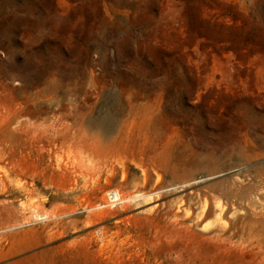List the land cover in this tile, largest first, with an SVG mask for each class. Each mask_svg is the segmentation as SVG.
Listing matches in <instances>:
<instances>
[{
    "label": "rangeland",
    "instance_id": "374dc122",
    "mask_svg": "<svg viewBox=\"0 0 264 264\" xmlns=\"http://www.w3.org/2000/svg\"><path fill=\"white\" fill-rule=\"evenodd\" d=\"M0 147V264H264V0H0Z\"/></svg>",
    "mask_w": 264,
    "mask_h": 264
},
{
    "label": "bare ground",
    "instance_id": "6f19581e",
    "mask_svg": "<svg viewBox=\"0 0 264 264\" xmlns=\"http://www.w3.org/2000/svg\"><path fill=\"white\" fill-rule=\"evenodd\" d=\"M59 123V122H58ZM71 124V123H70ZM43 125V124H42ZM59 126H60V124H59ZM53 127V126H52ZM47 130V129H46ZM50 131V130H49ZM75 135V134H74ZM3 137V136H2ZM60 138V137H59ZM51 139V138H50ZM82 139V138H81ZM62 140V139H61ZM72 141V140H71ZM67 142V139H65V141L63 142V144H65ZM51 143V142H50ZM59 143V142H58ZM73 143V142H72ZM104 143V142H103ZM52 144V143H51ZM54 145V144H53ZM53 145H52V147H53ZM69 145V144H68ZM59 146V145H58ZM84 148H86V150L87 151H89L91 154L93 153V154H99V153H101V152H103V151H106L107 152V149L106 148H100V147H98V146H95V145H93V144H88V143H85V144H83L82 145ZM9 147V146H8ZM7 147V148H8ZM11 147V146H10ZM63 147V146H62ZM69 147V146H68ZM72 147V146H71ZM1 148V147H0ZM47 148V147H46ZM79 148V147H78ZM2 149V148H1ZM49 149V148H48ZM47 150V149H46ZM62 150V149H61ZM79 150V149H78ZM8 151V150H7ZM52 151V150H51ZM72 151V149H69V152H71ZM11 153H13L12 151H10ZM43 152V151H42ZM68 152V151H67ZM73 152V151H72ZM78 151H76V153H77ZM62 153V152H61ZM79 153V152H78ZM5 154V153H4ZM14 154H15V152H14ZM71 154L72 153H70V155L69 156H71ZM86 154H87V152H86ZM12 155V154H11ZM58 155V154H57ZM75 155V154H74ZM1 156V155H0ZM8 156V155H7ZM15 155H13V156H11L12 158L14 157ZM61 156V155H60ZM76 156H77V154H76ZM86 156H88V155H86ZM106 156H107V154H104V155H102V157L101 158H106ZM16 157V156H15ZM60 158V157H59ZM88 158V157H87ZM99 158V157H98ZM80 159V158H79ZM2 160V159H1ZM62 162H63V159H62ZM61 162V163H62ZM71 162V161H70ZM76 162V161H75ZM80 162V161H79ZM91 162V161H90ZM10 163V162H9ZM9 163H8V165H9ZM13 163V162H12ZM63 164H65V163H63ZM63 164H61L62 165V167L64 166ZM74 164V163H73ZM83 164V163H82ZM81 164V165H82ZM80 165V164H79ZM80 165V166H81ZM10 166V165H9ZM67 166V165H66ZM91 166V165H90ZM6 167H7V165H6ZM15 167H16V165H15ZM68 167V166H67ZM16 169H17V167H16ZM10 170V169H9ZM66 170V169H65ZM11 171V170H10ZM16 171V170H15ZM14 171V172H15ZM18 174H20V173H18ZM5 175V174H4ZM182 175V174H181ZM183 176V175H182ZM6 178V177H5ZM5 178L3 177V179L5 180ZM20 178V177H19ZM1 180H2V177H1ZM6 183V182H5ZM194 185V184H193ZM13 190V189H12ZM119 192V191H118ZM120 195H121V193H120ZM113 197L115 198V199H117L118 198V194L117 193H115L114 195H113ZM131 197H133V196H131ZM136 197V196H135ZM122 198V197H121ZM205 198H206V196H205ZM127 199V198H126ZM132 199V198H131ZM208 199V198H207ZM119 200V199H118ZM127 200H129V199H127ZM212 200V199H211ZM119 201H121V200H119ZM123 201V200H122ZM125 201V200H124ZM116 202V201H115ZM212 202V201H211ZM214 203V202H213ZM212 203V204H213ZM206 204V203H205ZM210 205V204H209ZM223 205V204H222ZM228 205V204H227ZM206 206V205H205ZM212 206V205H211ZM215 207V206H214ZM213 207V208H214ZM220 206L218 205V208H219ZM210 208V207H209ZM216 208H217V206H216ZM217 208V209H218ZM222 208H223V206H222ZM224 208H225V206H224ZM223 208V209H224ZM193 209V208H192ZM200 209V208H199ZM222 209V210H223ZM200 210H203V208L202 209H200ZM205 210V209H204ZM209 210V209H208ZM227 210V209H226ZM211 211H212V207H211ZM214 211L217 213V211L214 209ZM230 211V210H229ZM188 211H186V213H187ZM213 212V211H212ZM70 213V212H69ZM185 213V214H186ZM191 213V212H190ZM198 214V213H197ZM214 214V213H213ZM245 214V213H244ZM202 215V214H201ZM204 215V214H203ZM206 215V214H205ZM210 215H212V213L210 214ZM209 215V216H210ZM217 215H219V214H217ZM196 216H198V215H196ZM220 217V216H219ZM222 217V216H221ZM193 218V217H192ZM184 219V218H183ZM185 220V219H184ZM198 221V220H197ZM201 221V220H200ZM182 222V221H181ZM194 222V221H193ZM189 224V223H188ZM227 224V223H226ZM227 226V225H226ZM195 227V226H194ZM219 228V227H218ZM225 228V227H224ZM229 228V227H228ZM234 228V227H233ZM216 230V229H215ZM235 232V231H234ZM225 233H226V231H225ZM224 234V233H223ZM225 235V234H224ZM223 236V235H222ZM233 236H234V234H233ZM215 237V236H214ZM213 238V237H212ZM220 239V238H219ZM233 239V238H232ZM231 243H232V241H231Z\"/></svg>",
    "mask_w": 264,
    "mask_h": 264
}]
</instances>
